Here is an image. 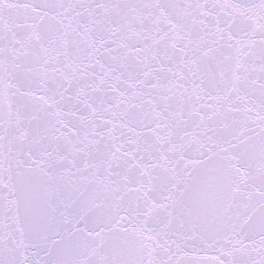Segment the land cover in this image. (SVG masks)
<instances>
[{
	"label": "snow or ice",
	"instance_id": "1",
	"mask_svg": "<svg viewBox=\"0 0 264 264\" xmlns=\"http://www.w3.org/2000/svg\"><path fill=\"white\" fill-rule=\"evenodd\" d=\"M0 264H264V0H0Z\"/></svg>",
	"mask_w": 264,
	"mask_h": 264
}]
</instances>
